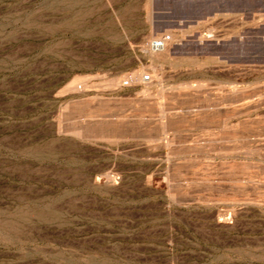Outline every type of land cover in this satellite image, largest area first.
<instances>
[{"label": "rangeland", "instance_id": "1", "mask_svg": "<svg viewBox=\"0 0 264 264\" xmlns=\"http://www.w3.org/2000/svg\"><path fill=\"white\" fill-rule=\"evenodd\" d=\"M262 4L0 0V264H264Z\"/></svg>", "mask_w": 264, "mask_h": 264}, {"label": "built area", "instance_id": "2", "mask_svg": "<svg viewBox=\"0 0 264 264\" xmlns=\"http://www.w3.org/2000/svg\"><path fill=\"white\" fill-rule=\"evenodd\" d=\"M172 42V36L171 34L168 33H163L160 36H158L157 38H155L150 45L151 50L153 51H162L164 50L168 44H170ZM153 76L151 73L149 72H142L140 74V78L139 81L141 83H145V82H150L152 81Z\"/></svg>", "mask_w": 264, "mask_h": 264}, {"label": "water", "instance_id": "3", "mask_svg": "<svg viewBox=\"0 0 264 264\" xmlns=\"http://www.w3.org/2000/svg\"><path fill=\"white\" fill-rule=\"evenodd\" d=\"M262 8L260 10H264V4L261 6ZM227 10V7L224 5L219 6L218 8H211L210 10L204 12V15L202 17L208 16V15H214L218 12H224ZM233 10H239V8L233 9ZM198 18V17H196Z\"/></svg>", "mask_w": 264, "mask_h": 264}]
</instances>
